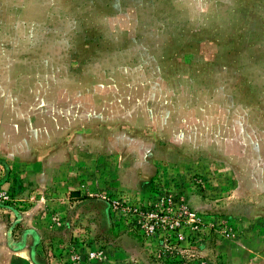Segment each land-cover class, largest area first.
<instances>
[{"label": "rangeland", "instance_id": "rangeland-1", "mask_svg": "<svg viewBox=\"0 0 264 264\" xmlns=\"http://www.w3.org/2000/svg\"><path fill=\"white\" fill-rule=\"evenodd\" d=\"M0 264H264V0H0Z\"/></svg>", "mask_w": 264, "mask_h": 264}, {"label": "built area", "instance_id": "built-area-1", "mask_svg": "<svg viewBox=\"0 0 264 264\" xmlns=\"http://www.w3.org/2000/svg\"><path fill=\"white\" fill-rule=\"evenodd\" d=\"M8 199H9L8 192L0 188V200L4 202V201H7Z\"/></svg>", "mask_w": 264, "mask_h": 264}]
</instances>
